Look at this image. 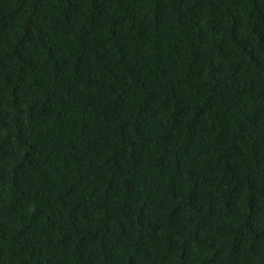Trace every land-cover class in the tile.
I'll use <instances>...</instances> for the list:
<instances>
[{
	"label": "trees",
	"instance_id": "trees-1",
	"mask_svg": "<svg viewBox=\"0 0 264 264\" xmlns=\"http://www.w3.org/2000/svg\"><path fill=\"white\" fill-rule=\"evenodd\" d=\"M0 264H264V0H0Z\"/></svg>",
	"mask_w": 264,
	"mask_h": 264
}]
</instances>
